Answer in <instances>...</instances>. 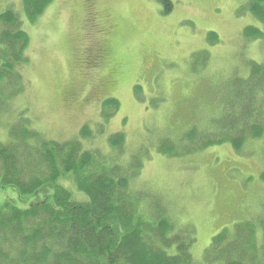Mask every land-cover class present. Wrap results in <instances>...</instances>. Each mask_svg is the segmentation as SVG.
<instances>
[{
  "label": "rangeland",
  "instance_id": "374dc122",
  "mask_svg": "<svg viewBox=\"0 0 264 264\" xmlns=\"http://www.w3.org/2000/svg\"><path fill=\"white\" fill-rule=\"evenodd\" d=\"M52 1L28 23L21 0H0V14L16 13L29 36L27 61L14 65L19 79L13 74L0 82V143L21 139L14 134L21 120L57 142L77 138L87 124L92 137L80 139L82 148L95 152L103 166L124 171L135 164L138 175L129 187L138 211L150 219L161 210L174 231L190 232L196 261L222 228L263 218L264 135L239 151L229 143L176 156L157 151L162 142L183 151L186 143L223 132L231 80H245L250 62L264 63V36L243 34L247 25L264 31L246 9L251 0H170L168 14L159 0ZM210 31L216 33L212 43ZM89 50L97 53L99 67L86 72ZM107 98L119 106L101 123ZM192 128L198 131L189 140ZM119 132L124 141L113 148L109 139ZM17 147L21 163H45L36 146ZM58 183L74 201L86 199L75 175ZM5 192L0 189V202Z\"/></svg>",
  "mask_w": 264,
  "mask_h": 264
},
{
  "label": "trees",
  "instance_id": "16d2710c",
  "mask_svg": "<svg viewBox=\"0 0 264 264\" xmlns=\"http://www.w3.org/2000/svg\"><path fill=\"white\" fill-rule=\"evenodd\" d=\"M51 2L21 0L25 20L36 21ZM159 2L165 6L163 14L171 12L170 0ZM247 10L264 26V0H251ZM21 22L13 11L0 14V82L13 74L19 79L14 65L27 61L24 51L29 38L20 28ZM208 33L212 43L216 33ZM243 34L246 38L264 35L255 26H246ZM96 54L86 52V72L99 67ZM249 68L245 80H231L234 89L221 115L227 123L223 128L219 123L222 133L216 138L203 135L198 142L193 140L198 130L192 128L187 130L192 145L186 143L185 150L162 142L157 151L176 156L222 143L239 151L248 139L263 137L264 63L250 62ZM139 89L134 87L136 95ZM118 106L116 98L105 99L101 123L108 121ZM16 124L14 134L21 139L0 143V189L9 191L0 202V264H264V217L256 223L242 221L222 228L196 261L190 232L174 231L172 221L161 210H155L150 219L138 211V198L129 187L138 175L135 164L124 171L119 165L103 166L95 152L82 148L80 139L92 137L87 124L77 138L63 142L42 139L22 120ZM123 141L119 132L110 137L109 145L117 148ZM17 145L24 150L26 145L36 146L39 160L45 163H21ZM65 175L76 176L77 189L85 200L74 201L71 192L58 183Z\"/></svg>",
  "mask_w": 264,
  "mask_h": 264
},
{
  "label": "crops",
  "instance_id": "0c3cea01",
  "mask_svg": "<svg viewBox=\"0 0 264 264\" xmlns=\"http://www.w3.org/2000/svg\"><path fill=\"white\" fill-rule=\"evenodd\" d=\"M52 3H53V1L49 4V6H50ZM49 6H48V7H49ZM48 7H47V8H48ZM47 8H46L45 10H47ZM43 13H44V12H43ZM43 13H42V14H43ZM40 16H41V15H40ZM40 16H39V17H40ZM39 17H38V18H39ZM28 38H29V36H28ZM28 45H29V43H28Z\"/></svg>",
  "mask_w": 264,
  "mask_h": 264
}]
</instances>
